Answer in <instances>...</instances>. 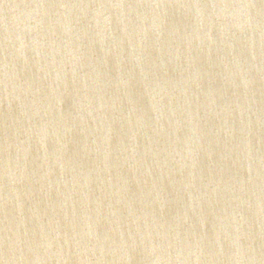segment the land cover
<instances>
[{"label": "water", "instance_id": "1", "mask_svg": "<svg viewBox=\"0 0 264 264\" xmlns=\"http://www.w3.org/2000/svg\"><path fill=\"white\" fill-rule=\"evenodd\" d=\"M0 264H264V0H0Z\"/></svg>", "mask_w": 264, "mask_h": 264}]
</instances>
